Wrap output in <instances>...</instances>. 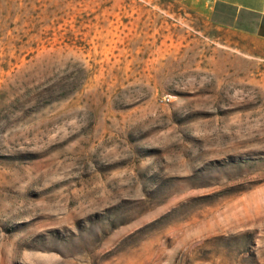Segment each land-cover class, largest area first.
I'll return each mask as SVG.
<instances>
[{
	"label": "rangeland",
	"instance_id": "1",
	"mask_svg": "<svg viewBox=\"0 0 264 264\" xmlns=\"http://www.w3.org/2000/svg\"><path fill=\"white\" fill-rule=\"evenodd\" d=\"M0 0V264H264V0Z\"/></svg>",
	"mask_w": 264,
	"mask_h": 264
},
{
	"label": "crops",
	"instance_id": "2",
	"mask_svg": "<svg viewBox=\"0 0 264 264\" xmlns=\"http://www.w3.org/2000/svg\"><path fill=\"white\" fill-rule=\"evenodd\" d=\"M248 1V3H251L252 5H250L249 6V4H247L246 2H245V0H244V4L242 5L241 3H239V2H236L235 1V3L238 5V6H244V7H247V8H249V9H253V10H257V7L255 6V4H257L258 3V0H247Z\"/></svg>",
	"mask_w": 264,
	"mask_h": 264
}]
</instances>
